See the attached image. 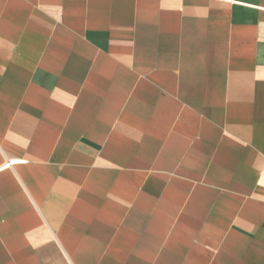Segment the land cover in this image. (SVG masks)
<instances>
[{
  "label": "crops",
  "instance_id": "1",
  "mask_svg": "<svg viewBox=\"0 0 264 264\" xmlns=\"http://www.w3.org/2000/svg\"><path fill=\"white\" fill-rule=\"evenodd\" d=\"M0 264H264V0H0Z\"/></svg>",
  "mask_w": 264,
  "mask_h": 264
}]
</instances>
